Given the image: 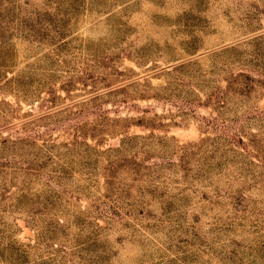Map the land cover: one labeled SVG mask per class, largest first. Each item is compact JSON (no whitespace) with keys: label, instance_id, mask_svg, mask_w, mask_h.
<instances>
[{"label":"rangeland","instance_id":"obj_1","mask_svg":"<svg viewBox=\"0 0 264 264\" xmlns=\"http://www.w3.org/2000/svg\"><path fill=\"white\" fill-rule=\"evenodd\" d=\"M0 264H264V0H0Z\"/></svg>","mask_w":264,"mask_h":264}]
</instances>
